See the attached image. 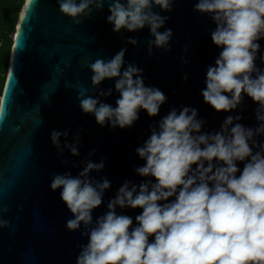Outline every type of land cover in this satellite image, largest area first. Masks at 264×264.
Returning <instances> with one entry per match:
<instances>
[{
  "label": "clouds",
  "instance_id": "obj_1",
  "mask_svg": "<svg viewBox=\"0 0 264 264\" xmlns=\"http://www.w3.org/2000/svg\"><path fill=\"white\" fill-rule=\"evenodd\" d=\"M56 2L59 12L79 25L80 18L89 17L94 8L101 10L105 0ZM173 2L110 0L106 22L113 25L114 33L147 26L154 37L147 41L148 54L153 46L169 51L172 31H159L168 17L155 13L153 6L168 12ZM32 3L24 0L23 20ZM193 10L211 17L215 23L211 41L222 49L215 65L207 68L203 101L216 112H229L246 95L258 104V126L246 128L238 122L239 115L227 116L219 131L202 132L204 121L197 119V109H171L158 125L150 126V136L135 150L145 161L135 168L136 174L155 182L147 180L138 186L124 182L108 201L107 212L95 221L92 211L102 204L110 181L95 180L89 173L100 172L103 159L99 163L85 160L75 177L67 172L54 174L50 189H62L60 199L73 217L66 229L77 231L83 226L81 235L88 237L86 245H78L76 264H264V143L255 139L264 135V68L256 65L257 41L264 38V0H197ZM126 43L135 46L137 41L129 38ZM125 51L89 65L92 89L115 78L119 93L115 107L88 95L87 90L77 96L82 112L92 114L101 127L106 123L112 128L132 127L140 110L155 117L167 100L161 90L145 86L142 69L129 64L121 72ZM259 59L264 64V54ZM111 94L109 89L98 96ZM3 104L0 101V113ZM68 135V130H53L50 139L58 154L68 149L78 156V133L74 143H60V137L66 140ZM237 162H244L242 170ZM117 208L142 211L133 225V218L118 214ZM6 211L0 205V229L10 226L3 219Z\"/></svg>",
  "mask_w": 264,
  "mask_h": 264
},
{
  "label": "water",
  "instance_id": "obj_2",
  "mask_svg": "<svg viewBox=\"0 0 264 264\" xmlns=\"http://www.w3.org/2000/svg\"><path fill=\"white\" fill-rule=\"evenodd\" d=\"M196 2L174 0L168 12L153 6L155 13L168 17L159 31L170 29L172 37L169 51L153 46L151 55L147 41L154 37L147 26L134 32L112 31L113 25L106 22L110 0H105L101 10L94 8L89 17H81L79 25L59 12L56 0H33L24 20L20 17L0 97L4 102L0 113V205L8 209L3 219L10 222L9 227L0 229V264H76L78 245H86L88 237L81 235L83 226L77 231L66 229L67 220L73 217L60 199L62 189H50L52 176L67 172L75 177L85 160L99 163L103 159L104 168L89 173L95 180L104 177L110 181L102 204L92 211L95 221L107 212L108 201L124 182L137 186L147 180L155 182L136 174L135 168L145 161L135 150L150 136V126L158 125L171 109H197V119L204 121L202 132L219 131L227 116L239 115L238 122L246 128L258 126V104L246 95L237 109L229 112H216L203 101L207 68L215 65L222 49L211 41L215 30L211 17L193 10ZM129 38L137 44L126 43ZM257 43L256 65L264 68L259 59L264 54V38ZM121 49H126L121 72L129 64L142 69L145 86L161 90L167 100L155 117L140 110L132 127L112 128L107 123L101 127L92 114L82 112L77 96L87 90L93 98L116 106L115 78L92 89L89 65L97 58L108 61ZM109 89L110 96H98ZM53 130H68L66 140L60 137L62 146L74 143L78 133L79 155L72 156L68 149L58 154L50 139ZM255 139L264 143V135ZM90 152L94 154L89 156ZM243 165L237 162L241 170ZM116 211L131 216L135 225V216L142 209Z\"/></svg>",
  "mask_w": 264,
  "mask_h": 264
},
{
  "label": "trees",
  "instance_id": "obj_3",
  "mask_svg": "<svg viewBox=\"0 0 264 264\" xmlns=\"http://www.w3.org/2000/svg\"><path fill=\"white\" fill-rule=\"evenodd\" d=\"M20 0H7L5 6L0 1V91L2 92L7 73L11 47V34L14 31L16 11ZM15 33V32H14Z\"/></svg>",
  "mask_w": 264,
  "mask_h": 264
},
{
  "label": "rangeland",
  "instance_id": "obj_4",
  "mask_svg": "<svg viewBox=\"0 0 264 264\" xmlns=\"http://www.w3.org/2000/svg\"><path fill=\"white\" fill-rule=\"evenodd\" d=\"M0 1H1L2 6H5L7 0H0ZM23 3H24V0H20L19 6H18L17 11H16L14 31L11 34V39H13V35L15 34L14 32H15L16 27H17V23H18L20 14H21V9H22ZM11 47H12V42H11ZM11 47H10V52H11ZM9 57H10V53H9ZM8 64H9V58H8ZM8 64H7V68H8ZM6 74L7 73L5 72L4 75H6ZM0 97H1V91H0Z\"/></svg>",
  "mask_w": 264,
  "mask_h": 264
},
{
  "label": "snow or ice",
  "instance_id": "obj_5",
  "mask_svg": "<svg viewBox=\"0 0 264 264\" xmlns=\"http://www.w3.org/2000/svg\"><path fill=\"white\" fill-rule=\"evenodd\" d=\"M21 19H22V17H21ZM19 28H20V26L17 28V31H19Z\"/></svg>",
  "mask_w": 264,
  "mask_h": 264
},
{
  "label": "bare ground",
  "instance_id": "obj_6",
  "mask_svg": "<svg viewBox=\"0 0 264 264\" xmlns=\"http://www.w3.org/2000/svg\"><path fill=\"white\" fill-rule=\"evenodd\" d=\"M20 17H21V14H20ZM20 17H19V19H20ZM18 22H19V20H18ZM13 37H14V35H13Z\"/></svg>",
  "mask_w": 264,
  "mask_h": 264
}]
</instances>
